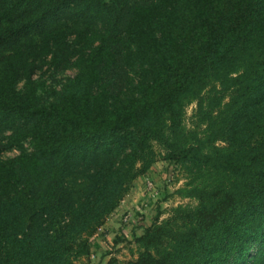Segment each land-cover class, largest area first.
Masks as SVG:
<instances>
[{
    "label": "trees",
    "instance_id": "16d2710c",
    "mask_svg": "<svg viewBox=\"0 0 264 264\" xmlns=\"http://www.w3.org/2000/svg\"><path fill=\"white\" fill-rule=\"evenodd\" d=\"M159 160L197 204L97 264H264V0H0V264L90 260Z\"/></svg>",
    "mask_w": 264,
    "mask_h": 264
},
{
    "label": "rangeland",
    "instance_id": "374dc122",
    "mask_svg": "<svg viewBox=\"0 0 264 264\" xmlns=\"http://www.w3.org/2000/svg\"><path fill=\"white\" fill-rule=\"evenodd\" d=\"M78 73L77 69H71L59 74L47 71L41 74V80L46 86L57 85L58 82H66ZM60 88V87H59ZM196 108V103L188 107L187 126L191 127V119ZM31 151L30 144L27 145ZM18 152L7 154V157H14ZM149 176L142 177L135 185L130 187L129 193L120 203L119 208L106 220L100 232L93 237L94 249L90 260L82 258L79 264L106 263L111 258L119 262L135 260L140 251L134 240V235H141L146 228L152 226L155 221L157 210L160 213L159 222L168 220L173 215V210L180 206L194 207L195 200L182 198L177 191L186 183L183 172L180 168L172 167L159 160ZM151 183V184H150ZM122 241L115 245L116 238Z\"/></svg>",
    "mask_w": 264,
    "mask_h": 264
},
{
    "label": "built area",
    "instance_id": "2783aa9c",
    "mask_svg": "<svg viewBox=\"0 0 264 264\" xmlns=\"http://www.w3.org/2000/svg\"><path fill=\"white\" fill-rule=\"evenodd\" d=\"M148 183H149V180H148ZM151 184V183H150Z\"/></svg>",
    "mask_w": 264,
    "mask_h": 264
}]
</instances>
